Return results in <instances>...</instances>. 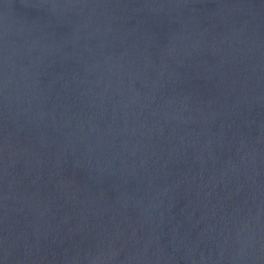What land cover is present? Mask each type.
<instances>
[{"label":"water","instance_id":"1","mask_svg":"<svg viewBox=\"0 0 264 264\" xmlns=\"http://www.w3.org/2000/svg\"><path fill=\"white\" fill-rule=\"evenodd\" d=\"M0 264H264V0H0Z\"/></svg>","mask_w":264,"mask_h":264}]
</instances>
